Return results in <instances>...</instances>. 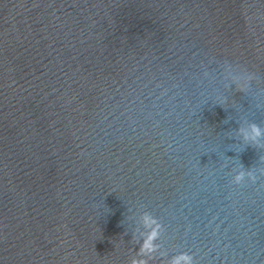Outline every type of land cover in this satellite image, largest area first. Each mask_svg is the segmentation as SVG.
<instances>
[{
    "label": "water",
    "instance_id": "water-1",
    "mask_svg": "<svg viewBox=\"0 0 264 264\" xmlns=\"http://www.w3.org/2000/svg\"><path fill=\"white\" fill-rule=\"evenodd\" d=\"M253 122L264 0H0V264H264Z\"/></svg>",
    "mask_w": 264,
    "mask_h": 264
},
{
    "label": "clouds",
    "instance_id": "clouds-1",
    "mask_svg": "<svg viewBox=\"0 0 264 264\" xmlns=\"http://www.w3.org/2000/svg\"><path fill=\"white\" fill-rule=\"evenodd\" d=\"M228 68H234L231 65H228ZM235 69H241L247 77V82L250 85L254 77V74L249 73L246 69L240 68L239 66ZM237 89L241 92H245V87L242 85H237ZM241 132L243 142L248 145H252L258 148H264V129L256 124L255 122L251 123L247 130L238 129ZM246 179H250L253 182L256 181L257 176L253 171L247 170L241 165L240 170L237 171L234 176L233 182L236 185H243ZM143 221L145 226L149 229L146 236H144L140 248L138 250L137 259H133L131 264H148V258H151L153 253H156L159 250V245L156 241L160 237L161 230L164 229V226L159 221V219L153 216L151 213H144ZM169 264H196L194 256L188 252H181L172 256L169 260Z\"/></svg>",
    "mask_w": 264,
    "mask_h": 264
}]
</instances>
